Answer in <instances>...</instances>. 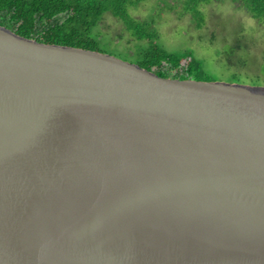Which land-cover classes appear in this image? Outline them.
Wrapping results in <instances>:
<instances>
[{"label": "water", "instance_id": "95a60500", "mask_svg": "<svg viewBox=\"0 0 264 264\" xmlns=\"http://www.w3.org/2000/svg\"><path fill=\"white\" fill-rule=\"evenodd\" d=\"M0 264H264V88L0 26Z\"/></svg>", "mask_w": 264, "mask_h": 264}, {"label": "trees", "instance_id": "16d2710c", "mask_svg": "<svg viewBox=\"0 0 264 264\" xmlns=\"http://www.w3.org/2000/svg\"><path fill=\"white\" fill-rule=\"evenodd\" d=\"M146 1L148 0H0V26L39 44L109 56V48L102 45L99 28L105 16L110 15L138 43L135 52L129 56L131 61L119 60L137 65L164 80L216 82V78L209 75L203 62L196 59L191 51H169L160 44L154 19L142 21L131 15V10L137 9ZM172 1L176 6L174 8L181 10L182 16L189 15L196 28L201 29L205 22L202 8L224 0ZM231 1L240 5L254 20L264 22V0ZM232 53L230 51L225 55ZM231 76L234 82L242 81L236 75ZM252 81L264 85V80Z\"/></svg>", "mask_w": 264, "mask_h": 264}, {"label": "rangeland", "instance_id": "374dc122", "mask_svg": "<svg viewBox=\"0 0 264 264\" xmlns=\"http://www.w3.org/2000/svg\"><path fill=\"white\" fill-rule=\"evenodd\" d=\"M174 7L172 0H148L130 13L137 20L154 19L160 44L169 51H191L216 82L264 88L252 81L264 80V22L254 20L231 0H224L202 8L205 22L198 29L189 15L182 16ZM99 29L109 56L132 60L129 56L138 43L121 23L106 15ZM230 51L233 53L226 56ZM231 75L242 81L234 82Z\"/></svg>", "mask_w": 264, "mask_h": 264}]
</instances>
